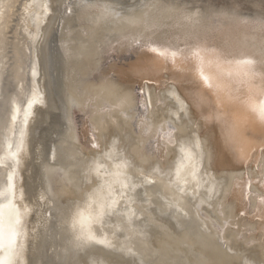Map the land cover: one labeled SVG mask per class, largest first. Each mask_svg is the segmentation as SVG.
Returning <instances> with one entry per match:
<instances>
[{
    "label": "bare ground",
    "instance_id": "1",
    "mask_svg": "<svg viewBox=\"0 0 264 264\" xmlns=\"http://www.w3.org/2000/svg\"><path fill=\"white\" fill-rule=\"evenodd\" d=\"M245 55L264 0H0V264H264Z\"/></svg>",
    "mask_w": 264,
    "mask_h": 264
},
{
    "label": "snow or ice",
    "instance_id": "2",
    "mask_svg": "<svg viewBox=\"0 0 264 264\" xmlns=\"http://www.w3.org/2000/svg\"><path fill=\"white\" fill-rule=\"evenodd\" d=\"M107 12V10H105ZM153 51H158L157 49L153 48ZM159 55L162 57H175V52H170L168 48H163L159 50ZM233 63L236 65L237 68L247 70L248 72H251L254 75H259L262 80V84L259 88V100L257 101L254 99V97L250 94L244 101V105L246 109H250L252 113H254L253 120L256 123H259V125L264 128V72H255L253 66L255 64V61L253 59H250L247 55L236 59L233 61ZM261 63L264 64V58H262ZM199 71L201 74L205 71V66L201 65ZM215 77L213 75H205L204 79L207 81L209 79H214ZM89 239H92V237H89Z\"/></svg>",
    "mask_w": 264,
    "mask_h": 264
}]
</instances>
